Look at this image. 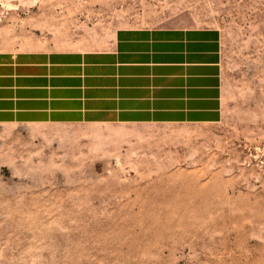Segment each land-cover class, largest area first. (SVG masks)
<instances>
[{
	"label": "rangeland",
	"instance_id": "374dc122",
	"mask_svg": "<svg viewBox=\"0 0 264 264\" xmlns=\"http://www.w3.org/2000/svg\"><path fill=\"white\" fill-rule=\"evenodd\" d=\"M161 24L220 31L219 122L54 99L57 55ZM0 264H264V0H0Z\"/></svg>",
	"mask_w": 264,
	"mask_h": 264
},
{
	"label": "crops",
	"instance_id": "0c3cea01",
	"mask_svg": "<svg viewBox=\"0 0 264 264\" xmlns=\"http://www.w3.org/2000/svg\"><path fill=\"white\" fill-rule=\"evenodd\" d=\"M221 38L198 25L120 26L105 49L57 55L47 70L60 92L54 99H70L85 123L219 122Z\"/></svg>",
	"mask_w": 264,
	"mask_h": 264
},
{
	"label": "bare ground",
	"instance_id": "6f19581e",
	"mask_svg": "<svg viewBox=\"0 0 264 264\" xmlns=\"http://www.w3.org/2000/svg\"><path fill=\"white\" fill-rule=\"evenodd\" d=\"M114 130H115V129H114ZM97 131H99V130H97ZM116 131H117V130H116ZM112 132H113V131H112ZM112 132H111V133H112ZM114 132H115V131H114ZM124 132H126V131L124 130V131H123V133H124ZM115 133H118V131H117V132H115ZM121 133H122V132H121Z\"/></svg>",
	"mask_w": 264,
	"mask_h": 264
}]
</instances>
